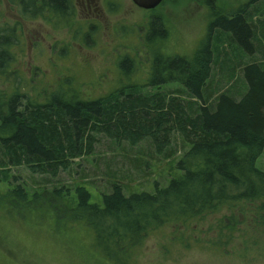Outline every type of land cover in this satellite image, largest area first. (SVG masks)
Instances as JSON below:
<instances>
[{
  "label": "trees",
  "instance_id": "1",
  "mask_svg": "<svg viewBox=\"0 0 264 264\" xmlns=\"http://www.w3.org/2000/svg\"><path fill=\"white\" fill-rule=\"evenodd\" d=\"M250 1L216 13L215 3L209 0L214 15L190 57L163 52L160 46L167 27L161 16L151 14L145 44L155 54L144 84L154 90L147 94L127 85L98 98L52 92L45 102H36L19 89L0 91V203L35 211L46 202L54 216L56 204L63 210L61 219L86 225L93 233V244L113 258L114 251L128 253L157 226L199 222L222 210L229 212L219 219L227 220V226L237 229L240 224L246 226L240 231L262 233L264 171L256 167V160L264 150V66L255 61L242 66L245 88L236 98L227 93L213 96L208 86L218 31L229 33L245 53L254 49L246 11ZM26 9L23 6L22 12ZM43 11L69 22L73 0H40L32 13ZM18 42L12 26L0 28V76L4 78L16 72L13 46ZM121 62L130 67L128 74L133 72L132 57L125 55ZM168 83L178 85L171 92L174 96L160 90ZM101 132L131 143L149 136L159 151L163 148L165 158L176 153L171 144L176 132L186 145L173 163L177 176L163 185L154 180L151 191L129 193L110 182V191L102 193L100 202H92L82 184L72 188L71 197L67 186L33 193L21 184L2 189V184L14 179L7 166L23 163L32 171L53 175L59 168H69L73 158L91 153L93 135Z\"/></svg>",
  "mask_w": 264,
  "mask_h": 264
},
{
  "label": "rangeland",
  "instance_id": "2",
  "mask_svg": "<svg viewBox=\"0 0 264 264\" xmlns=\"http://www.w3.org/2000/svg\"><path fill=\"white\" fill-rule=\"evenodd\" d=\"M208 1L164 0L149 11L131 0H75L72 19L57 22L45 11L32 18L21 16L12 0H0V27L14 25L19 38L12 65L16 72L7 78L0 76V91L19 89L36 102H45L52 92L98 98L127 85H136L147 94L154 90L144 84L150 57L155 54L145 44L151 14L161 16L167 27L160 46L163 52L190 57L214 15ZM247 1L213 3L220 13ZM246 11L254 49L245 53L229 33H216L208 83L213 96L227 93L238 97L245 88L242 66L251 61L264 66V0L248 2ZM125 55L136 64L129 74L130 67L121 62ZM160 86L162 92L174 96L171 92L178 85ZM93 136L91 153L73 158L69 168H59L53 175L32 171L23 163L7 166L14 179L2 184V189L21 184L33 193L67 186L71 197L72 188L82 184L90 191L92 202H100L102 193L110 191V182L121 184L127 193L151 191L154 180L163 185L177 176L173 163L186 148L176 132L171 142L176 153L170 158L163 156V148L159 151L149 136L135 143L106 132ZM256 167L264 171V150ZM3 202L0 264H264V231L243 232L245 225L239 224L237 229L227 226V220H219L226 210L199 222L157 226L128 253L114 251L113 258L93 244V233L86 225L61 219L63 210L56 204L54 216L46 202L35 211Z\"/></svg>",
  "mask_w": 264,
  "mask_h": 264
},
{
  "label": "flooded vegetation",
  "instance_id": "3",
  "mask_svg": "<svg viewBox=\"0 0 264 264\" xmlns=\"http://www.w3.org/2000/svg\"><path fill=\"white\" fill-rule=\"evenodd\" d=\"M13 3H15L16 8L18 9V12L20 13L21 16H27L28 18H32L35 17L36 15H39L41 12L36 13L35 15L32 13V9L34 7H38L40 0H12ZM26 6V12H22V7ZM73 6H75V0H73ZM48 12V11H45ZM49 13V12H48ZM30 14V15H29ZM50 14V13H49ZM33 15V16H32ZM52 16V15H51ZM57 22H63L64 19L60 18L59 15H57V18H55ZM13 27L14 32L15 31V26L14 25H10ZM90 27H94V26H90ZM1 28V27H0ZM19 43V42H18ZM17 45L13 46V49L16 47ZM15 56V55H14ZM16 60V57H15Z\"/></svg>",
  "mask_w": 264,
  "mask_h": 264
},
{
  "label": "water",
  "instance_id": "4",
  "mask_svg": "<svg viewBox=\"0 0 264 264\" xmlns=\"http://www.w3.org/2000/svg\"><path fill=\"white\" fill-rule=\"evenodd\" d=\"M131 1L139 8L151 10L157 7L163 0H131Z\"/></svg>",
  "mask_w": 264,
  "mask_h": 264
}]
</instances>
